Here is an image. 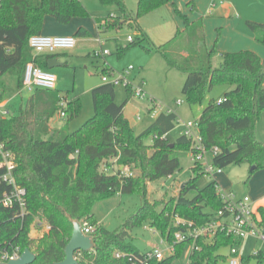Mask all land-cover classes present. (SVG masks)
Returning <instances> with one entry per match:
<instances>
[{
	"label": "trees",
	"instance_id": "1",
	"mask_svg": "<svg viewBox=\"0 0 264 264\" xmlns=\"http://www.w3.org/2000/svg\"><path fill=\"white\" fill-rule=\"evenodd\" d=\"M103 6L113 5L119 14L97 20L102 32L120 29L125 20L136 31V37L125 48L118 46V55L125 50L141 46L150 51L151 43L140 28L138 21L153 11L171 5L183 21L184 29L177 30L166 43L155 48L171 69L184 74L181 93L189 105L201 104L205 95L216 86L230 88L217 101H210L195 122L203 144L213 146L219 153L212 159L215 168L223 169L231 164H247L258 170L264 169V144L257 140L255 125L264 113V59L251 51L221 54V63L214 67L216 47L205 44L203 20L191 22L175 5V0H138L131 16L123 0H100ZM193 10L191 4H188ZM88 12L79 0H1L0 4V78L14 76L18 88H22L25 66L36 63L46 69L48 61L56 55L33 56L29 39L41 34L46 17L60 25H68L73 19L86 18ZM125 19V20H121ZM255 39L264 45V24L248 22ZM76 37L88 33L79 28ZM144 42L148 45L145 46ZM174 50V56L171 52ZM103 67L102 72H108ZM129 91V90H128ZM94 116L74 132L68 125L51 129L50 120L59 113L60 96L52 90L36 89L20 108L18 115L0 120V143L14 156L15 182L25 189L23 211L14 205H0V249L19 247L35 255L33 264H55L64 260V248L71 234L69 218L87 222L92 227L90 236L95 249L76 255L78 264H134L143 252L128 241L129 231L148 225L160 233L170 244L174 233L182 230L174 225V217L193 222L196 226L214 220L221 208V201L212 181L203 189L196 187V180L204 175L197 165L194 177L177 196L167 202L150 203L147 200L148 184L174 175L180 170L177 152L190 151L191 142L179 136L170 147L162 137L175 128L174 113H160L142 133L135 134L129 121L123 116L127 104L115 103L114 86L102 84L92 90ZM67 100V96L64 97ZM220 101V102H218ZM66 117L81 112L79 99L67 101ZM153 135V144L147 146L144 139ZM115 162L118 169L106 173L102 167ZM138 170L139 174H121L122 168ZM3 170L0 169V174ZM3 188L9 189L7 185ZM191 192L195 194L189 197ZM137 195L142 204L126 221L120 231H110L97 223L92 206L96 201L114 195ZM259 227L264 229V207H259ZM43 216L50 230L40 238L30 236L35 216ZM192 240L175 244L174 254L149 264H172ZM241 240L217 234L211 241L199 238L190 251L188 264H219L224 259L219 251L239 248ZM120 253L122 257L116 258ZM257 261L264 259L259 250L253 255ZM248 259L241 257V262Z\"/></svg>",
	"mask_w": 264,
	"mask_h": 264
},
{
	"label": "rangeland",
	"instance_id": "2",
	"mask_svg": "<svg viewBox=\"0 0 264 264\" xmlns=\"http://www.w3.org/2000/svg\"><path fill=\"white\" fill-rule=\"evenodd\" d=\"M79 1L88 12V16L84 20L92 24L96 17L119 14L115 6H103L100 0ZM123 1L127 11L132 16L136 11L137 0ZM174 18V15L172 17L166 7H161L155 10L153 14L140 19L139 24L144 27L145 32L150 37V39L148 38L152 45L150 51H146L137 45L118 55V46L125 48L129 43L128 36L134 39L137 33L128 27L133 24L130 19H121L125 20L122 28L112 29L97 35H88L87 38L81 39V43L79 42L82 37L75 38L77 43L72 50L56 52L58 62L61 65L50 70L56 78L55 89L59 91L60 96L68 95L70 100L79 99L81 112L73 118L70 113L65 118H61L59 113L56 114L49 122L50 128H59L67 124L69 132L79 129L94 116L95 108L91 92L95 87L104 84L101 77L107 75V79L111 81L122 74L124 70L132 67V70L125 75L130 86L114 85L115 103L121 104L127 100L123 109V116L129 120L137 135L151 125L156 115L167 112L176 114L175 128L165 136L167 141L172 144L183 134L185 123L198 120L208 103L217 101L227 91L225 86H216L205 95L201 104L189 105L186 101L181 93L185 79L184 74L169 68L164 58L156 53L154 48L168 42L173 37L175 32L169 33L177 29L178 19ZM144 45L147 46L148 43L144 42ZM103 51H108L109 55L102 56ZM171 54L172 56L175 55L174 50ZM221 61V57L216 56L213 60L214 67H218ZM105 64L109 67L111 75L102 72V67ZM0 89L5 92V99L10 100L9 109L12 115H18L20 108L24 106L30 95L18 88L16 78L10 74H5L0 78ZM133 89H140L142 95L136 96ZM178 102H181V105L178 106ZM255 133L257 140L264 144V113L256 122ZM153 137V135H148L144 139V144L151 146ZM176 155L179 158L180 170L172 175L171 179L163 178L148 184L147 200L150 203L167 202L178 195L180 185L186 184L194 177V164L191 160L190 151L177 152ZM108 164L110 165V162ZM115 166L118 169L117 165ZM108 168L106 165L102 167L106 173H112V170ZM251 168L247 164H231L221 169V174L199 176L196 180V187L203 189L214 180V177H218V180L226 186L220 184L226 194H232L236 199L250 196L252 194L251 189L256 191L264 185V169L251 173ZM131 172L134 176L139 174L136 169ZM194 194L195 192H191L189 197ZM141 204L142 199L137 195L117 194L96 201L92 206V213L98 224L110 231H120ZM41 224L44 225L41 226ZM45 225L48 223L43 216H35L31 225L30 236L34 229H38V232L36 237L31 236L33 238H40L48 234L49 231L44 233ZM129 236L128 241H131L140 251L146 252L158 247L164 251L166 256H169L166 239L148 225L133 228L129 231ZM190 250V246L187 245L172 264H188ZM259 250L264 251V243L260 240L252 237L244 240L239 248V253L240 257L248 259V261L239 264H264V259L257 261L253 258V255ZM219 253L224 257L219 264H228L229 249H221Z\"/></svg>",
	"mask_w": 264,
	"mask_h": 264
},
{
	"label": "built area",
	"instance_id": "3",
	"mask_svg": "<svg viewBox=\"0 0 264 264\" xmlns=\"http://www.w3.org/2000/svg\"><path fill=\"white\" fill-rule=\"evenodd\" d=\"M127 40L132 42L133 38L128 36ZM28 45L34 57L43 54L53 55L58 51L72 50L76 46V39L73 36H45L39 34L32 36L28 41ZM106 55H109V52L103 51L102 56ZM104 67L109 69L106 64ZM131 70L132 67H129L111 81L107 79V75L102 76L101 80L104 84L112 86L123 84L125 87H128L130 85L126 81L125 75ZM109 71L110 69L105 74L111 75ZM55 83L56 78L54 74L48 70L41 69L35 63L31 62L25 66L21 90L27 93H32L36 89L52 91L55 89ZM133 93L138 97L142 95L140 89H133ZM8 104L9 101L5 99L4 93L0 89V120L12 115ZM66 105L67 100L61 98L59 103V116L61 118L66 117L64 111ZM177 105H181V102H178ZM182 135L191 142L190 156L193 164L199 166L206 175L213 176L214 174H221V169L215 168L212 164V159L219 153V149L215 146L207 148L203 144L198 125L195 121L184 124V132ZM165 136L162 138L166 139ZM0 169L3 170V173L0 174V205L4 207L18 205L23 211L25 207V189L15 182L13 176V171L15 169L14 156L9 150L5 149L3 143H0ZM111 170L114 172L113 169ZM131 173L128 167L122 169L121 172L124 176H129ZM171 177L172 176H168L167 178L171 179ZM3 185H7L9 189L3 188ZM215 190L221 201V208L216 212L215 218L211 222L196 226L191 221L182 219L178 216L174 217V225L176 227H181L182 230L174 233L172 244L167 242L169 256L174 254L175 244L192 240L190 248L193 250L197 239L202 238L205 241H211L217 234L233 236L241 240L242 243L250 237L256 238L264 243V229L258 225L260 218L251 199L248 196L236 199L234 195L226 194L217 183L215 185ZM80 223L83 234L90 236L93 231L92 227L89 226L87 222ZM42 225L44 224H41V226ZM49 230V225H45L44 233H47ZM239 248L233 247L229 249L228 264H239L241 262ZM22 253L19 247H14L10 250L0 249V263L17 260ZM115 257L120 258L122 254L116 253ZM166 257L168 256L165 255L164 251L156 247L152 250L143 252L139 261L134 262V264H149L153 260H163Z\"/></svg>",
	"mask_w": 264,
	"mask_h": 264
},
{
	"label": "crops",
	"instance_id": "4",
	"mask_svg": "<svg viewBox=\"0 0 264 264\" xmlns=\"http://www.w3.org/2000/svg\"><path fill=\"white\" fill-rule=\"evenodd\" d=\"M189 3L191 4L193 10H191V8L189 7ZM175 5L179 9V11L183 15H185L191 22L197 21L198 19L202 18L205 44L209 49H211L213 46L216 47L217 57H221V54L223 53L251 51L261 59H264V45H262L255 39V34L247 26L248 22L264 24V0H175ZM164 7L168 9L172 17L174 15V19H178V22L176 23V31L172 30L169 34H173L174 32L176 33L177 30H183V21L175 14L173 7L170 4ZM154 12L155 11L150 14H153ZM101 18L104 17H96L93 24L86 22L84 18H76L73 19L68 25H60L53 18L46 17L42 26L41 34L45 36H73L75 38H79L76 37L75 34L79 28H82L90 36L92 34L97 35L99 33H103L98 28L97 23V20ZM141 29L146 34L147 38L150 39L148 34L145 32L144 27L141 26ZM85 38H87V36L80 38L79 43H81V39ZM54 55L56 56L52 59H55L57 64H59L57 66H60L61 64L58 62V54L55 53ZM216 56L213 58V60L216 58ZM45 70H48V68H46ZM229 89L230 88H227V90ZM54 91L58 92L59 94V91L57 89H54ZM3 93L5 92L3 91ZM32 93L28 94L31 95ZM66 96L67 101L75 100H70L68 95ZM64 97L65 96H60V98ZM8 101L10 100L8 99ZM158 115H156L154 119ZM154 119L152 120V122L154 121ZM109 162L111 165L109 168L116 170V164H114L113 161ZM213 181H215L218 186L222 188L221 186L223 184L218 180V177H214ZM183 186H185V184L180 185V187L178 188L181 190ZM251 191L252 194L250 196H247L251 199L253 206L257 211L259 207H264V185L256 191H254V189H251ZM32 232L31 236L36 237L38 231L34 229Z\"/></svg>",
	"mask_w": 264,
	"mask_h": 264
},
{
	"label": "water",
	"instance_id": "5",
	"mask_svg": "<svg viewBox=\"0 0 264 264\" xmlns=\"http://www.w3.org/2000/svg\"><path fill=\"white\" fill-rule=\"evenodd\" d=\"M57 65L59 64H57L55 59H51L48 61L47 68L48 70H51ZM170 147L172 148L173 145L171 144ZM254 169L255 168L252 167L251 171H253ZM183 188L184 186L182 187V189ZM69 221L72 224V234L67 245L64 248L65 258L61 262L55 264H78V260L76 258L77 254H79L80 252L88 253L95 249L93 238L91 236H86L83 234L81 223L71 218H69ZM34 261L35 255L31 251L26 249L23 251L19 259L0 264H33Z\"/></svg>",
	"mask_w": 264,
	"mask_h": 264
}]
</instances>
